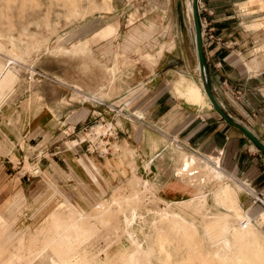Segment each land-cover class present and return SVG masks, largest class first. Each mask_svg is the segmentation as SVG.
Segmentation results:
<instances>
[{
  "label": "crops",
  "instance_id": "obj_1",
  "mask_svg": "<svg viewBox=\"0 0 264 264\" xmlns=\"http://www.w3.org/2000/svg\"><path fill=\"white\" fill-rule=\"evenodd\" d=\"M184 1L193 41L183 26ZM202 2L203 51L212 92L233 121L264 143V54L254 52L256 44L250 54L242 49L257 30L246 27L254 18L239 30L242 20L237 12L238 6L242 14L258 9L248 0ZM113 3L114 11L106 12L110 20L79 29L90 36L74 42L87 39L88 54L47 55L33 73L29 67H5L0 76V206L6 214L32 223L48 219L56 203L68 205L73 213L100 212L93 202L113 182L130 175L134 168L128 162L135 160L137 174L174 205V213L194 224V213H186L178 200L189 198L190 211L195 212V199L204 194L203 188L178 174L185 156L239 179L244 185L241 206L255 207V195L264 194V156L259 148L209 97V106H197L178 85L184 79L202 87L189 0H110L107 5L112 8ZM130 13L134 19L124 21L121 15L127 19ZM106 27L113 29L109 36L101 33ZM74 42L63 45L70 48ZM252 54L256 56L248 58ZM114 59L120 68L110 70ZM107 70L116 73L114 80ZM88 130L97 136L87 135ZM26 160L39 166L38 174L26 168ZM182 163L184 170L185 160ZM219 183L224 182L212 185L213 195ZM90 203V210L76 206ZM63 214L60 221L48 220L45 229L64 227L69 214ZM80 228L98 229L94 236L101 233L100 224L92 220ZM82 248L89 256L98 253Z\"/></svg>",
  "mask_w": 264,
  "mask_h": 264
},
{
  "label": "rangeland",
  "instance_id": "obj_2",
  "mask_svg": "<svg viewBox=\"0 0 264 264\" xmlns=\"http://www.w3.org/2000/svg\"><path fill=\"white\" fill-rule=\"evenodd\" d=\"M108 2L110 0H0V76L7 65L13 70L16 69V71L29 67L28 70H31V73H33L37 62L44 59L47 55L55 53L67 55L88 54L89 50L87 49L62 53L54 49L53 46L58 41L69 45L72 41L83 36H90L85 35V32L89 31L86 30L79 33V29L89 28L93 25V22L98 21L100 24L110 20L111 17L106 12L114 11L115 4L113 3L114 5L111 8L107 5ZM248 4L250 7L258 9V12L251 11L250 14H242L238 6L237 12L239 19L242 20L241 24H238L239 30L244 25L245 20L249 21L254 18L253 25L246 27L257 31L252 30V42H246V45L242 49L250 54L252 53L251 49L256 44L254 52L261 57L260 54H264V0H248ZM198 7V16L201 14L202 18H204V9L200 6ZM182 8L183 26L192 40V28L185 15V1ZM112 14L114 13L112 12ZM133 14L127 15V19L125 14L121 15V17H123L124 21L130 22L135 17ZM188 17L190 18L189 8ZM254 25H258L259 28H253ZM112 32L113 29L111 27H106L101 31L105 36L111 35ZM259 42L263 43L258 44ZM63 47L65 48V46ZM256 54H252L248 58H253ZM258 62L260 67H262L263 64L260 61ZM118 68H120V63L113 67L112 70ZM108 73L112 80H114L116 73L113 74L109 71ZM102 128L105 131V127L103 126ZM93 131L92 133L88 130L87 135L96 137L98 133L95 130ZM256 147L259 148L258 145ZM258 150L264 156V152L260 148ZM184 157L182 158L183 161L189 160V157H186V159ZM192 158L194 157L192 156ZM182 160L177 167V172L183 165ZM25 162L26 168L32 170L34 165L28 164L27 160ZM206 164L216 168L214 165ZM128 165L130 169L134 168V171H131L130 175L113 182L111 189H108L109 191H106L104 195H100L93 202L96 206L100 207V212L73 213L68 205L56 203L50 209L52 213L47 215L48 219H45V216L43 220L41 219L37 223H32L21 219L18 215L10 216V214H6L5 210L0 206V226L9 225L5 230L1 228L3 233L0 236V249L3 247L4 249L0 251V263L41 264L43 257L37 256H39L42 248L50 245L52 246L48 253H51L54 249L57 251V255L58 253L60 254L58 256H72L74 254L89 256L86 254V249L82 247L87 248L91 253L104 249L98 256H129L131 254V245L124 244L122 250L117 252L119 244L116 247L117 239L110 235L109 232H111L114 225H119L118 228L123 227V213L121 210H124L123 206L125 209L129 207L126 203L132 204L135 201L134 205L140 206L138 209L146 217V223L138 221L134 224V229L139 233L140 237L149 235L150 240L148 242L153 243L155 256H162L164 258L158 247L159 245L153 242L158 228L164 229V233L169 239L166 242V247L174 254L173 260L175 259L180 264H225L223 257L215 256V252L220 251L221 248L228 251V256H230L229 262L233 263L235 256L246 252L247 247L245 244L239 243V239L234 236L232 229L233 227H241L246 221L253 225L257 239L264 246V219L260 222L256 214L264 211V205L258 201L255 207L249 209H244L241 206L239 192L244 190V185L239 179H234L231 175L225 174L222 171L224 176L215 182H212L208 176L201 181H199V177L196 180H192L197 181L193 186L197 189L203 188L202 192L204 194V197L198 196L195 199L196 204L194 207L196 211L194 212L193 209L190 211L192 207L189 198L178 201L185 207L186 213L191 215L194 213V217L190 219L194 222L195 227L191 224H185L182 228L176 230L167 222V216L175 212V207L169 208L165 203L168 200L155 193L154 185L151 181L137 174L135 160L132 163L130 160ZM187 165V168H189V162ZM202 165L205 166V164ZM222 180L231 185L236 191V202L240 206L237 212L229 211V203L216 201L214 195L211 193L212 185ZM93 203H90L88 206L82 204L76 206L89 207L88 210H90L93 207ZM156 211L163 213V217H166V219L159 221ZM61 214L64 216L69 214L67 224L64 227L60 225L58 228L47 231L44 226L48 220L53 222L60 221L62 219ZM11 218H14V221L9 224ZM90 220L100 224L101 233L99 235H93L94 232H99L98 229L80 228L89 224ZM111 220L112 225L114 223L113 226L111 225ZM109 225L112 226L111 229ZM109 242L112 243L110 244ZM114 244V250L113 248L110 249ZM81 248L82 251L79 252L78 250ZM74 259H77V257ZM160 262L158 261L157 264Z\"/></svg>",
  "mask_w": 264,
  "mask_h": 264
},
{
  "label": "bare ground",
  "instance_id": "obj_3",
  "mask_svg": "<svg viewBox=\"0 0 264 264\" xmlns=\"http://www.w3.org/2000/svg\"><path fill=\"white\" fill-rule=\"evenodd\" d=\"M192 11H193V0H189V13L191 15L190 17L193 25ZM193 30H194V25H193ZM63 46L64 45L60 41H58L57 44L53 46V48L57 49L62 53L77 51V50L79 51V49L80 51L81 49H89V44L87 39L79 40L78 42L72 43V46L70 48L66 46L64 48ZM117 64H119L118 60L114 59L113 63L109 67L110 70H112V68L115 67ZM200 82H201V77H200ZM178 85L181 86V88H185L186 90L185 94L189 96V99L194 104H196L197 106L201 104H206L209 106L210 99L208 98L203 88L202 82H201L202 87L195 88L194 86L188 85L186 81H184L183 79ZM207 98L209 99V101L207 100ZM192 160L193 159L185 160L184 170L182 169L178 170V173L182 177L181 179L185 180L184 182H187L189 184L191 183L193 185L197 181H192V180H196L199 177L200 179L199 181H201L204 180L205 177L207 176L211 179L212 182H215L220 180L224 176V174L220 171V169L218 170L207 164H205V166L196 165L195 163L192 162ZM188 162L190 164L189 168H187ZM214 196L216 201L220 203L228 202L229 203L228 210L231 212H237L238 209L240 208L236 202V198H237L236 192L232 188V186L229 185L228 183L224 182L222 185L218 186L217 189L215 190ZM134 203L132 204L126 203V205L129 207L125 209L123 206V209L125 211L121 210L123 213V223H124L123 227L118 228L119 225L115 226L113 223L114 227L112 228L111 232H109L110 235L114 236L117 239L116 247L117 244H119L117 247L118 248L117 252H120V250H122L124 244L131 245V249H130L131 254L129 256H123V255L98 256L99 253L104 249L99 251L95 256H84L82 254L75 255L74 253H73L74 255L72 256H58L60 254L58 253L57 255V251H55L54 249L51 251V253H48L52 246L50 245L42 248L41 251L39 252V256H37V257H43V262L41 264H157L158 261L159 262L161 261L158 264H180L179 262H176L175 259L173 260L174 254L166 247V242L169 239L168 236L165 235L163 228H158L153 242H156V245H159L158 247L160 248L164 258H162V256L160 257L155 256V248L153 246V243L151 244L150 242H148L150 240L149 235H145L141 237L139 236V233L134 229L135 228L134 224L138 221L146 223V219H145L146 217L138 209V207L140 206H136L134 205ZM165 203L169 208L174 207V205L171 202L166 201ZM256 214L260 215L262 219H264V215L262 216L260 212ZM156 215L159 221L166 219V217H163V213H160L159 211L158 212L156 211ZM167 219H168L167 222L171 224V227L176 230L182 228L185 224H191L192 226L195 227L193 223L187 221L181 214L172 213L169 216H167ZM235 222L233 223L235 224ZM232 233L234 234V236H236L239 239V243L241 242L246 245L247 251L240 253L238 256H235L233 263L229 262L230 256H228L227 253L228 251H226L224 248H221L220 251L215 252L216 257H223L225 259V264H264V246L263 243L257 239L255 229L251 223L246 221V223L241 227L238 228L233 227ZM118 240L120 241L118 242ZM109 243L111 244L112 242ZM112 248L114 250L115 244L110 249ZM74 256L77 257V259H74L75 258Z\"/></svg>",
  "mask_w": 264,
  "mask_h": 264
},
{
  "label": "water",
  "instance_id": "obj_4",
  "mask_svg": "<svg viewBox=\"0 0 264 264\" xmlns=\"http://www.w3.org/2000/svg\"><path fill=\"white\" fill-rule=\"evenodd\" d=\"M192 18H193V25H194V34H195V47L197 52V58H198V67H199V74L201 77V82L203 85V88L209 97L212 105L227 119L238 125L244 133L256 144L259 146V148L264 152V143L253 133L251 132L247 127L244 125L233 121L221 108L220 104L217 102L212 89L211 85L209 83V77H208V71H207V64L204 57V51H203V41H202V31H201V23L198 16V0H193V11H192Z\"/></svg>",
  "mask_w": 264,
  "mask_h": 264
},
{
  "label": "built area",
  "instance_id": "obj_5",
  "mask_svg": "<svg viewBox=\"0 0 264 264\" xmlns=\"http://www.w3.org/2000/svg\"><path fill=\"white\" fill-rule=\"evenodd\" d=\"M198 4H199L198 6L203 7L202 0H198ZM200 23H201V28H202V31H203V28L206 26L205 18H202V19L200 18ZM39 171H40V168H39V166L37 164L35 166H33L32 173L37 174V173H39ZM255 198L264 205V194H257V195H255Z\"/></svg>",
  "mask_w": 264,
  "mask_h": 264
}]
</instances>
